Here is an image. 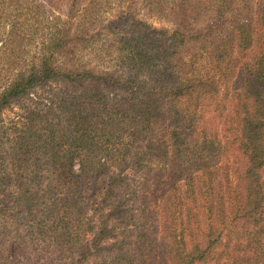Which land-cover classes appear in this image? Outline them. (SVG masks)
I'll list each match as a JSON object with an SVG mask.
<instances>
[{
  "label": "trees",
  "instance_id": "1",
  "mask_svg": "<svg viewBox=\"0 0 264 264\" xmlns=\"http://www.w3.org/2000/svg\"><path fill=\"white\" fill-rule=\"evenodd\" d=\"M144 5L169 26L65 22L13 63L0 264H264V0Z\"/></svg>",
  "mask_w": 264,
  "mask_h": 264
},
{
  "label": "rangeland",
  "instance_id": "2",
  "mask_svg": "<svg viewBox=\"0 0 264 264\" xmlns=\"http://www.w3.org/2000/svg\"><path fill=\"white\" fill-rule=\"evenodd\" d=\"M74 0H0V88L11 77L13 63L18 60H30L41 53V48L50 32L55 31L65 22L75 29L94 28L116 21L118 17L127 18L125 27L136 26L142 29V24L169 26V23L158 14L147 9L144 0H131L129 12H123L124 0H77L73 9L69 5ZM129 0L126 3H128ZM128 10V9H124ZM141 22L136 24L134 21ZM104 35L99 40L101 43ZM89 48H76L77 55H86ZM89 51V50H88ZM64 58V57H63ZM90 67H94L97 58L86 57ZM104 67V62L97 65L96 70ZM95 70V67L93 68ZM38 101H46L50 95L48 89H39ZM34 106V100H26L22 105H13L0 113V124L4 125L25 115V108ZM5 149V148H4ZM77 161L73 169L78 170ZM90 212V211H89ZM93 213V212H91ZM99 216L94 211L90 220L96 222ZM112 239L103 240L102 244L111 243Z\"/></svg>",
  "mask_w": 264,
  "mask_h": 264
}]
</instances>
